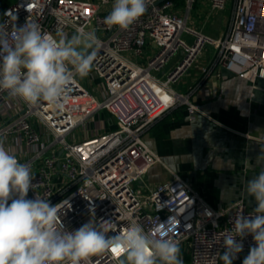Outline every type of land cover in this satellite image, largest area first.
I'll use <instances>...</instances> for the list:
<instances>
[{"label":"built area","instance_id":"built-area-1","mask_svg":"<svg viewBox=\"0 0 264 264\" xmlns=\"http://www.w3.org/2000/svg\"><path fill=\"white\" fill-rule=\"evenodd\" d=\"M193 1L186 0V12L180 14L173 0H148L144 15L122 30L104 23L114 0H12L0 20L10 40L14 25L26 20L52 34L69 36L77 27L95 31L102 47L89 76L99 80L100 94L77 78L64 106L54 109L46 102L30 106L0 91V142L31 168L34 187L28 199L64 202L59 216L68 230L88 222L94 207L93 219L113 223L109 229L121 230L135 220L147 231L186 243L189 264H221L215 257L224 251L223 234L232 231L237 216L247 217L253 210L242 200L227 209L213 208L177 173L150 187L147 172L160 158L142 135L175 107L183 106L191 117L200 111L190 100L194 87L183 92L173 86L208 47L213 51L199 67L198 81L220 68L252 83L264 78V0H209L210 13L229 2L232 7L220 37L188 24ZM145 55L144 63L136 60ZM100 110L107 112L105 120L95 123L91 134L76 137L74 130L82 126L88 131L86 124ZM242 243L236 259L245 258L255 242L249 234ZM120 255L109 249L91 257L90 264H117Z\"/></svg>","mask_w":264,"mask_h":264},{"label":"clouds","instance_id":"clouds-1","mask_svg":"<svg viewBox=\"0 0 264 264\" xmlns=\"http://www.w3.org/2000/svg\"><path fill=\"white\" fill-rule=\"evenodd\" d=\"M147 7L148 0H114L104 23L126 30ZM101 47L95 31L84 27H77L69 37L43 31L26 20L14 25L10 40L0 25V91L30 106L46 102L62 108L77 78L92 71ZM242 163L254 173L245 192L256 206L249 216L235 218L232 231L222 236L224 251L215 258L233 264L243 251L242 238L251 234L255 243L242 264H264V150L255 162L245 158ZM33 179L30 166L0 142V264H90L91 257L113 248L121 254L117 264H184L179 239L147 231L135 220L121 230L109 229L107 225L113 223L93 219L94 207L89 208L88 222L68 230L59 216L64 202L53 205L40 196L27 198ZM110 231L116 235L109 236Z\"/></svg>","mask_w":264,"mask_h":264},{"label":"crops","instance_id":"crops-1","mask_svg":"<svg viewBox=\"0 0 264 264\" xmlns=\"http://www.w3.org/2000/svg\"><path fill=\"white\" fill-rule=\"evenodd\" d=\"M200 1L195 15L189 12L188 24L209 36H222L231 14L230 2L224 9L210 13L209 0ZM175 9L184 14L177 6ZM212 51L208 47L199 63L178 82L180 85L173 86L183 92L194 87L190 100L200 111L191 117L183 106L178 110L175 107L143 133V140L160 158L149 168L146 181L154 187L177 173L213 208L227 209L242 200L253 210L256 202L246 195L245 185L254 173L245 169L242 161L249 158L255 162L264 150V78L252 83L220 68L198 81L199 67L209 60ZM181 252L184 264H189L186 243L181 244ZM243 259L239 257L233 264H242Z\"/></svg>","mask_w":264,"mask_h":264},{"label":"rangeland","instance_id":"rangeland-1","mask_svg":"<svg viewBox=\"0 0 264 264\" xmlns=\"http://www.w3.org/2000/svg\"><path fill=\"white\" fill-rule=\"evenodd\" d=\"M90 1H99V0H90ZM173 1H174V5L177 6L178 8H180L183 11V13L185 14L186 8H187V2H186V0H173ZM185 4H186V6H185ZM200 6H201V1L200 0H197L196 2L193 1L192 6H191L190 11H189L190 12V15L191 16L192 15L194 16L195 15V10L197 8H200ZM109 7H110V5H107L105 8L106 9H109ZM71 35L72 34H70L69 37ZM185 38L188 41H192V39L189 36H185ZM145 58H146V55L144 57H142V58H140V57L139 58H136V60L141 61V62L144 63L145 62ZM173 62L171 61V63L169 65H167L166 70H168L172 66V63ZM196 63H199V62H196ZM161 78L162 79H165V76L162 75ZM79 80L82 83V85H84L86 88H88L89 90H91L94 94H96L97 96L100 94L99 91H98V89H97V86H98V83H99V80L97 78L90 77L88 75L86 78L79 79ZM179 85H180V83L174 84L175 87H177ZM106 117H107V112L105 110H100L99 113L97 115H95V117L92 120V122H88L86 124L85 128L88 131H85V129L82 126H80V127L76 128L74 130V134L76 135V137H79V138H82L87 133L88 134H91L95 130V128H94L95 123H98L99 121L105 120Z\"/></svg>","mask_w":264,"mask_h":264},{"label":"trees","instance_id":"trees-1","mask_svg":"<svg viewBox=\"0 0 264 264\" xmlns=\"http://www.w3.org/2000/svg\"><path fill=\"white\" fill-rule=\"evenodd\" d=\"M11 1L12 0H0V20L3 16L4 9L11 3ZM179 107L181 106H178L176 110L180 109Z\"/></svg>","mask_w":264,"mask_h":264},{"label":"snow or ice","instance_id":"snow-or-ice-1","mask_svg":"<svg viewBox=\"0 0 264 264\" xmlns=\"http://www.w3.org/2000/svg\"><path fill=\"white\" fill-rule=\"evenodd\" d=\"M112 251L115 252V253H117V254L119 253V252L117 251V249H115V248H113Z\"/></svg>","mask_w":264,"mask_h":264}]
</instances>
